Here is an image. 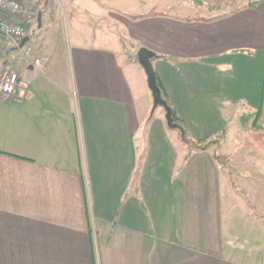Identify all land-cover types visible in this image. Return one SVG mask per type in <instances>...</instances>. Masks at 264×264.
<instances>
[{
	"label": "crops",
	"instance_id": "crops-1",
	"mask_svg": "<svg viewBox=\"0 0 264 264\" xmlns=\"http://www.w3.org/2000/svg\"><path fill=\"white\" fill-rule=\"evenodd\" d=\"M240 2L44 1L36 27L67 45L44 71L0 55L20 77L0 94V264H264L234 226L239 208L264 251V159L237 140L264 134V0ZM142 46L189 144L142 129Z\"/></svg>",
	"mask_w": 264,
	"mask_h": 264
},
{
	"label": "rangeland",
	"instance_id": "rangeland-1",
	"mask_svg": "<svg viewBox=\"0 0 264 264\" xmlns=\"http://www.w3.org/2000/svg\"><path fill=\"white\" fill-rule=\"evenodd\" d=\"M231 3V6L233 7H237L240 6L244 3H241L237 0H229ZM35 27L33 29V33L31 34L30 37V47L32 48V53H31V60H32V64L33 61L36 57L41 56V57H47V61L45 63L46 66L49 65L50 63V55H49V49L56 46L62 47L64 45V47L67 45L68 41L65 37V39L63 40H59L58 37L59 35L57 33H55V31H51L50 29H46V30H42L40 28ZM36 29V30H35ZM26 46L17 48L15 50H13V52L15 53V59H14V63H18V61H23L26 58L25 55V51H26ZM138 63V62H135ZM10 64H12V62H10ZM20 65V64H18ZM18 68H20V66H18ZM142 71V75L144 76V78L146 79V75L145 72L143 71V69H141ZM146 81V80H145ZM147 91H149L148 94V99H149V110L147 112V119H145L142 123V129H147L148 127H152V126H156L159 122H164L166 124L165 121V117H164V109L162 106H158L156 107V109L154 110L153 114L151 115V109H152V105H153V100H152V96H151V92L150 90L147 89ZM137 104L141 105L143 103V99H137ZM166 129L167 131H173V133H176L180 139L181 136L179 135V130L176 128H169L166 124ZM212 138H220V137H212ZM231 140H234V137L232 136H228L226 138V141L223 143V145L221 147H218V153L219 154H223L225 152V150H227L229 147H231ZM237 140L241 141L242 143V149L240 150V152L238 153L239 157H238V161L240 162H244L245 160H247L248 158H251L252 160H261L264 159V134L258 130V129H253L250 128L248 131H246L244 133L243 136L241 137H237ZM203 144L207 143V139H204ZM225 158H223L222 160H225ZM235 163V162H233ZM236 164V163H235ZM234 164V166H235ZM234 166H229V168L232 170V174L235 173V171L237 172H243L244 171V166L241 167H237L234 168ZM231 181V180H230ZM240 185H242L241 183H239ZM243 186V185H242ZM234 216L236 218V221L234 222V226L237 224V230L238 233L241 232V234L239 235H244L243 237H239V239H241L240 242H238V244H240V246L242 247V249H245L244 251L246 252H250V254L252 253H256L259 250V255L261 256V254L264 255V251H262L261 248H258L257 250L253 249L251 244L248 243L245 246V230L243 229V222L244 220L241 219V212L239 211V208H237L236 211H234ZM243 244V245H242ZM254 247V246H253ZM262 252V253H261ZM261 253V254H260Z\"/></svg>",
	"mask_w": 264,
	"mask_h": 264
},
{
	"label": "built area",
	"instance_id": "built-area-1",
	"mask_svg": "<svg viewBox=\"0 0 264 264\" xmlns=\"http://www.w3.org/2000/svg\"><path fill=\"white\" fill-rule=\"evenodd\" d=\"M44 1L0 0V55L7 53L10 49L20 48L22 39L31 36L32 30L37 26ZM30 44V40L23 44L27 47L25 55L29 60L32 58L33 51ZM46 61V57L38 56L34 59L33 66L44 71ZM19 78L16 70H5L0 75V94L13 95L17 90Z\"/></svg>",
	"mask_w": 264,
	"mask_h": 264
},
{
	"label": "water",
	"instance_id": "water-1",
	"mask_svg": "<svg viewBox=\"0 0 264 264\" xmlns=\"http://www.w3.org/2000/svg\"><path fill=\"white\" fill-rule=\"evenodd\" d=\"M40 16V13H39ZM38 16V19H39ZM30 37L27 36L24 39H22L20 43V47L23 46V44L27 41H29ZM157 57L156 53L152 51L151 49H148L146 47H139L136 51V60L139 63V65L142 67L143 71L145 72L146 75V82H147V87L151 92L152 100H153V105L151 109V115L153 114L154 110L158 106H162L164 109V117L166 124L169 128H176L180 131L181 133V139L185 143H191V139H189L186 136V131L185 129L177 122L174 121V116H173V110L168 101L164 98L162 89L158 84L157 80V74L153 66V59Z\"/></svg>",
	"mask_w": 264,
	"mask_h": 264
},
{
	"label": "trees",
	"instance_id": "trees-1",
	"mask_svg": "<svg viewBox=\"0 0 264 264\" xmlns=\"http://www.w3.org/2000/svg\"><path fill=\"white\" fill-rule=\"evenodd\" d=\"M157 80H158V84H159V86L161 87V89H162V93H163V96H165V91H164V89H163V86H162V84H161V81H160V78L157 76ZM173 116H174V120L175 121H178V117L176 116V114L173 112ZM214 144V142H212V141H210V142H207L206 144H204V145H200V146H197V150H205V149H207L208 147H210L211 145H213ZM215 158H216V160L217 159H219V157L216 155L215 156Z\"/></svg>",
	"mask_w": 264,
	"mask_h": 264
}]
</instances>
